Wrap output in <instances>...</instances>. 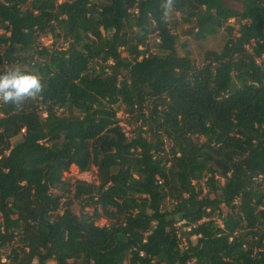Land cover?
I'll use <instances>...</instances> for the list:
<instances>
[{"label":"trees","instance_id":"16d2710c","mask_svg":"<svg viewBox=\"0 0 264 264\" xmlns=\"http://www.w3.org/2000/svg\"><path fill=\"white\" fill-rule=\"evenodd\" d=\"M161 5L0 0V74L46 86L0 104V264H264V0ZM174 13L228 41L180 56Z\"/></svg>","mask_w":264,"mask_h":264},{"label":"rangeland","instance_id":"374dc122","mask_svg":"<svg viewBox=\"0 0 264 264\" xmlns=\"http://www.w3.org/2000/svg\"><path fill=\"white\" fill-rule=\"evenodd\" d=\"M98 2H104L106 0H95ZM185 14H179L174 13L173 14V20L176 21V25L173 28L174 33L177 35V50L180 56L184 55L185 52L189 53V56L192 60L196 62V64H200L204 57L205 51H220L223 46L228 41V34L224 30H219L218 33L214 36H208L204 40H196L193 36L196 30L192 29V25L185 23L182 21V17ZM228 24H233L235 27L237 25L234 23L233 19H230L228 21ZM53 41V38L50 35H41L39 37L40 44L44 46H49ZM156 41V38L153 35L149 36V42L153 44V42ZM61 41H58V44H60ZM121 57H126L125 53L121 54ZM4 69H13V68H26V67H20L18 65H13L11 67H8L7 65H3ZM44 117V115H42ZM118 117L121 118L123 121L121 125L123 126V130L126 133L127 136L131 135V131L133 130V127L131 125H127L126 122L128 121L127 115L123 114L121 111L118 113ZM17 139V138H16ZM16 139L12 140V142H15ZM169 144H166V148H168ZM63 179L68 181L70 184H72L75 180H83L89 183H94L95 185L98 184V177H97V171L94 167L90 169V171L85 173L78 172V169L75 166H71L69 168V171L64 173ZM224 179L218 178L219 186L222 187L224 185ZM57 193V191H55ZM202 192H205V189H202ZM73 211L78 214L81 211L80 205L75 202V204L72 206ZM84 211L91 212V209H85ZM228 209L223 207L222 212L228 213ZM99 225H107L108 221L105 219H101L98 221ZM32 264H36V261H33ZM46 264H54V262L49 261Z\"/></svg>","mask_w":264,"mask_h":264},{"label":"clouds","instance_id":"9594fccd","mask_svg":"<svg viewBox=\"0 0 264 264\" xmlns=\"http://www.w3.org/2000/svg\"><path fill=\"white\" fill-rule=\"evenodd\" d=\"M174 6L175 0H162V22L167 23ZM45 87L39 75L13 68L0 74V104L21 110L27 102L41 98Z\"/></svg>","mask_w":264,"mask_h":264},{"label":"built area","instance_id":"2783aa9c","mask_svg":"<svg viewBox=\"0 0 264 264\" xmlns=\"http://www.w3.org/2000/svg\"><path fill=\"white\" fill-rule=\"evenodd\" d=\"M229 21V20H228ZM22 132H23V130H22Z\"/></svg>","mask_w":264,"mask_h":264}]
</instances>
